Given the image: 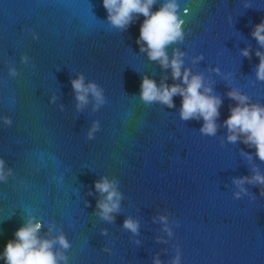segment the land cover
I'll return each mask as SVG.
<instances>
[{
    "label": "water",
    "instance_id": "obj_1",
    "mask_svg": "<svg viewBox=\"0 0 264 264\" xmlns=\"http://www.w3.org/2000/svg\"><path fill=\"white\" fill-rule=\"evenodd\" d=\"M180 3L188 8L185 37L168 55L183 51L184 66L203 73L221 97L214 136L199 133V120L179 119V96L173 108L140 101L141 75L173 83L170 70L138 50L143 17L118 31L107 25L100 0H0V115L12 119L0 127V157L14 174L0 184V248L34 215L64 232L71 243L68 264H152L153 254L169 264L176 245L181 264H264V196L245 184L246 194L235 199L231 182L253 169L264 175V161L239 140L228 142L222 124L235 103L225 95L229 87L264 104L253 54L264 49L250 35L264 17V0ZM245 47L249 57L240 55ZM21 54L31 58L27 65ZM197 55L203 59L193 63ZM212 66L219 75L208 70ZM10 67L17 70L14 78ZM78 73L104 89L106 103L98 110L91 100L76 110L69 79ZM93 120L100 130L87 140ZM101 176L116 180L122 193L111 223L95 214L100 194L92 182ZM158 214L167 216L171 237L153 222ZM125 217L139 222L138 235L121 226ZM104 244L111 254L100 251Z\"/></svg>",
    "mask_w": 264,
    "mask_h": 264
},
{
    "label": "clouds",
    "instance_id": "obj_2",
    "mask_svg": "<svg viewBox=\"0 0 264 264\" xmlns=\"http://www.w3.org/2000/svg\"><path fill=\"white\" fill-rule=\"evenodd\" d=\"M100 4L105 10L107 25L118 31H126L138 18L143 17L135 38L139 52L144 53L149 61L157 62L162 69L170 70L169 74L173 81L171 84L167 83V76L162 77L157 83L148 75H141L138 92L140 101L144 104L159 103L167 108H173L177 107L173 97L179 96V119L199 120L201 121L199 133L202 136H214L218 128L219 108L223 102L221 97L214 92L212 82H209L203 73L193 72L184 66L183 51L173 48L171 56L167 51L170 45L184 40L183 15L188 12V8L181 9L180 0H100ZM250 35L256 40L260 49H264V17L252 26ZM31 36L33 40L37 39L35 32H32ZM253 54L258 58L255 78L257 81H264V51L258 49ZM240 55L249 57V49L247 47L240 49ZM30 59L27 54L20 55L22 64L27 65ZM200 59H203V56L197 55L193 63ZM208 70L220 74L217 66H212ZM8 75L16 77L17 70L14 67L8 68ZM69 83L77 111L88 105L90 100L93 111L106 103L104 89L93 80L86 81L83 74L78 73L75 78H70ZM225 95L235 102L228 107V115L222 121L226 131L225 139L230 143L239 140L248 148L254 149L255 156L260 161H264V104L251 102L248 95L234 87H229ZM55 99L54 95L50 96L49 103H53ZM58 107L63 111L62 105ZM11 124V117L0 115V127ZM99 130L100 122L93 120L85 132V138L92 140ZM242 154L246 159H251L252 153L242 152ZM13 175V169L0 157V184L7 182ZM231 182L237 189L233 192L235 199H239L242 193L246 194L245 184H255L260 190V195L264 196V175L256 169L252 170L250 176L232 177ZM19 186L27 188L23 180L19 181ZM92 188L100 194V198L96 200L95 214L106 222H113L114 214L119 211L122 199L118 182L101 176L92 182ZM91 194L92 191H89L88 195ZM88 203L87 200L84 201L85 206H88ZM157 219L163 225L164 233L171 237L173 231L168 226L167 216L158 214L153 218V222ZM42 226L45 228L44 234H41ZM121 226L134 236L138 235L137 220L125 217ZM100 234L106 235L107 230L101 229ZM156 240L166 243L159 236ZM133 243L139 245L140 241L134 240ZM70 247L71 243L63 231L51 223L44 225L34 215H28L13 232V238L6 240L0 248V264H68L66 252ZM100 251L111 254L112 249L104 244ZM152 264H162L159 254H153ZM169 264H181L179 245H176Z\"/></svg>",
    "mask_w": 264,
    "mask_h": 264
}]
</instances>
